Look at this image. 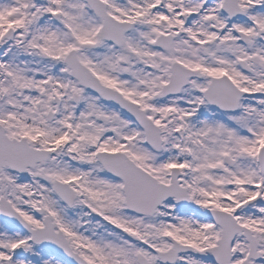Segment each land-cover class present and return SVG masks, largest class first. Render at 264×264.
I'll use <instances>...</instances> for the list:
<instances>
[{"label":"snow or ice","instance_id":"obj_1","mask_svg":"<svg viewBox=\"0 0 264 264\" xmlns=\"http://www.w3.org/2000/svg\"><path fill=\"white\" fill-rule=\"evenodd\" d=\"M0 264H264V0H0Z\"/></svg>","mask_w":264,"mask_h":264}]
</instances>
